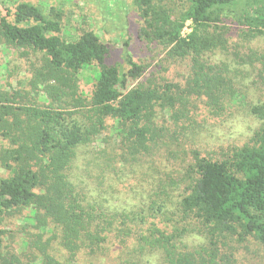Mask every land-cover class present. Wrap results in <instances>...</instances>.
<instances>
[{
  "label": "trees",
  "instance_id": "obj_1",
  "mask_svg": "<svg viewBox=\"0 0 264 264\" xmlns=\"http://www.w3.org/2000/svg\"><path fill=\"white\" fill-rule=\"evenodd\" d=\"M225 1L191 0L189 11L174 18L152 0H136L145 24L137 36L141 47L166 53L151 55L161 57L152 67L161 83L146 80L152 64L135 61L130 40L126 69L94 32L64 38L59 9L22 2L14 20L0 14V46L44 54L28 89H0V264H249L239 256L249 244L264 252V102L243 101L262 122L248 142L222 158L192 151L183 184L171 183L170 174L148 182L160 195L148 212L113 209L72 176L82 150L107 133V120L122 154L105 153L98 168L115 171L114 162L131 159L157 171V162L181 151L172 129L181 124L190 131L198 100L216 118L233 112L243 97L237 72L205 59L216 44L200 33ZM187 21L194 29L184 37ZM94 65L87 101L78 94V76ZM258 78L264 87V72ZM12 218L26 223L19 249L5 244L14 238L7 228ZM193 237L199 241L189 242Z\"/></svg>",
  "mask_w": 264,
  "mask_h": 264
},
{
  "label": "rangeland",
  "instance_id": "obj_2",
  "mask_svg": "<svg viewBox=\"0 0 264 264\" xmlns=\"http://www.w3.org/2000/svg\"><path fill=\"white\" fill-rule=\"evenodd\" d=\"M22 2L38 6L45 12L51 8L59 9L63 13L64 38L77 39L83 32H94L109 46L112 60L121 62L126 69L128 67L124 64V43L130 40L135 52V61L143 65L150 62L152 64L151 67H146V80L161 83L158 72H154L152 67L158 63L160 55L165 56L166 53L157 45L148 49L141 47L137 36L145 24L136 0H0V14L14 20L16 5ZM152 3L157 8L169 10L174 18L185 14L192 5L191 0H152ZM212 16L216 21L200 28V33L211 39L216 48L207 51L204 57L211 64L237 72L236 82L240 83L239 89L243 97L238 98L237 107L233 108V112H226L225 117L221 118L212 116L206 106L198 100V109L189 114L192 116L190 131L181 124L179 128L173 126L172 135H176L181 151L168 163L157 162V171L147 170L146 165H139L140 162L128 159L129 163L114 162L115 171L110 169L103 173L101 165L108 160L105 153L114 154L111 157L122 154V147L111 133L110 127L114 122L107 120V133L101 135L90 148L82 150L72 175L76 183L89 189L93 197L108 202L107 206L120 210L144 209L148 212L151 202L158 200L160 196H155L150 185L154 178H158V174H170L168 178L173 179L171 183L183 184L186 179L183 177L187 176L185 170L189 169V164L195 162L192 151L197 150L206 157L222 158L228 148L248 142L260 127L262 122L251 116L243 103L264 102V87L258 78V72H264V0H227L217 5ZM193 29V22L187 21L183 36L187 37ZM259 30L262 32L259 33ZM153 52L160 55L152 61ZM43 58L44 54L41 52L16 48L6 50L0 46V89H28L29 81L36 70L42 68ZM96 70L94 65L80 72L78 76V94L87 101L95 89ZM74 98L76 97L69 96L68 102L74 103ZM54 106L58 107L57 103ZM71 108L72 105L69 109ZM180 123L188 124L187 120ZM100 159L101 165L98 168ZM144 160L153 161L154 164L156 162L153 158ZM101 177H104L102 182ZM184 186L186 184L182 185ZM25 226L26 223L19 218L10 219L7 228L14 238L7 237L5 244L19 249L22 238L28 236L26 231H23ZM198 241L195 237L189 239V242ZM249 245L251 247L248 252L243 251L239 256L247 258L249 264H264V252L258 251L254 244ZM103 261L99 264H103ZM81 264L95 263L82 261Z\"/></svg>",
  "mask_w": 264,
  "mask_h": 264
}]
</instances>
